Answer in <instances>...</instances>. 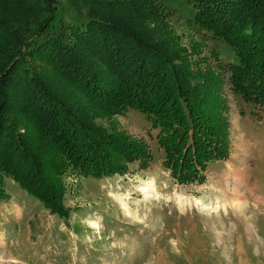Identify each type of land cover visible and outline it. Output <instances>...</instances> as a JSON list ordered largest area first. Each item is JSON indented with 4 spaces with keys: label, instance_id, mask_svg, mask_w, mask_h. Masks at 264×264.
<instances>
[{
    "label": "trees",
    "instance_id": "trees-1",
    "mask_svg": "<svg viewBox=\"0 0 264 264\" xmlns=\"http://www.w3.org/2000/svg\"><path fill=\"white\" fill-rule=\"evenodd\" d=\"M94 1L106 12H60L58 0H0V199L9 197L10 177L68 216L67 169L122 174L127 161L144 159L142 140L97 122L130 108L160 129L165 165L181 182L201 181L209 161L229 154L222 73L193 68L181 39L171 46L149 32L162 26L149 20L150 4L172 28L159 0ZM186 1L188 21L234 49L228 65L214 53L233 92L264 108V0Z\"/></svg>",
    "mask_w": 264,
    "mask_h": 264
},
{
    "label": "rangeland",
    "instance_id": "rangeland-1",
    "mask_svg": "<svg viewBox=\"0 0 264 264\" xmlns=\"http://www.w3.org/2000/svg\"><path fill=\"white\" fill-rule=\"evenodd\" d=\"M159 2L173 29L150 4L149 20H159L162 26L151 24L149 32L164 34L171 46L178 37L190 53L193 68L211 67L222 73L228 156L209 161L201 181L181 182L165 165L157 138L160 129L144 113L130 108L99 117L97 122L109 131L142 140L144 159L127 161L122 174L86 177L77 169H67L62 203L68 216L53 213L7 177L9 197L0 199V264H240L234 249L239 235L246 264H264V108L246 103L233 92L214 53L228 65L234 49L188 21L193 19L191 5L186 0ZM57 3L60 12L107 10L94 0ZM48 79L55 83V76ZM25 131L21 125L20 132ZM150 182L153 195L147 197L141 189ZM206 205L208 210L203 209Z\"/></svg>",
    "mask_w": 264,
    "mask_h": 264
},
{
    "label": "crops",
    "instance_id": "crops-1",
    "mask_svg": "<svg viewBox=\"0 0 264 264\" xmlns=\"http://www.w3.org/2000/svg\"><path fill=\"white\" fill-rule=\"evenodd\" d=\"M264 194V193H263ZM199 200H201V199H199ZM201 201H204V200H201ZM204 203H206V202H204ZM212 203V202H211ZM219 206H220V208H222V205H221V203H219ZM235 211H236V209H235ZM173 229H176V226L173 228ZM247 231H248V229H247ZM238 237V242L235 244V246H234V249H235V252H236V258H237V263L239 262L240 264L242 263V264H246V260H247V258H246V255H245V252H244V250H243V240H242V237H241V235H239V236H237ZM183 250H185L186 251V248L185 247H181ZM187 249L189 250V247H187ZM190 252H192V251H190ZM185 257L187 256V254H186V252H185V255H184ZM252 261V260H251ZM253 262V261H252ZM252 262H249V264H253ZM254 264H256V263H254Z\"/></svg>",
    "mask_w": 264,
    "mask_h": 264
},
{
    "label": "bare ground",
    "instance_id": "bare-ground-1",
    "mask_svg": "<svg viewBox=\"0 0 264 264\" xmlns=\"http://www.w3.org/2000/svg\"><path fill=\"white\" fill-rule=\"evenodd\" d=\"M152 186H153V182H150L147 185L142 186V189L141 190L143 192H145V194H146L147 197H152V195H153L150 192V189L152 188ZM124 199H122V203H123L124 207L126 208V210L129 211V206H128L127 202ZM203 209H207L208 210L209 209V205H206L205 207H203Z\"/></svg>",
    "mask_w": 264,
    "mask_h": 264
}]
</instances>
